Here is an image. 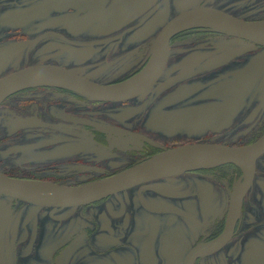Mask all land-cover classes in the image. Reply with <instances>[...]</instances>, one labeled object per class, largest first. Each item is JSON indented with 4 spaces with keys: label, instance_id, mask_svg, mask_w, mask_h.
I'll return each instance as SVG.
<instances>
[{
    "label": "flooded vegetation",
    "instance_id": "obj_1",
    "mask_svg": "<svg viewBox=\"0 0 264 264\" xmlns=\"http://www.w3.org/2000/svg\"><path fill=\"white\" fill-rule=\"evenodd\" d=\"M214 1L0 0V31L18 48L21 41L50 39L43 61L111 84L146 67L159 31L181 11L213 7L234 15ZM54 2L61 6L60 18L54 17ZM41 4L46 14L37 27L34 14ZM9 11L13 18L3 21ZM34 28L45 34L29 37L41 33L28 32ZM196 29L170 38L164 71L132 98L100 100L58 86H33L7 96L0 103V148L12 145L2 152L0 172L74 188L114 177L176 146L256 142L264 135V103L257 89L241 94V88L254 85L258 73L264 75L263 45L227 37L239 42L241 50L231 61L223 53L228 45L190 48V60L176 62L173 84L163 81L169 57L181 55L171 54L176 43H209V35ZM215 56L221 58L217 63ZM197 66L203 69L182 70ZM233 81L240 85V101H234ZM155 105L171 117L151 115ZM110 108L114 112L108 113ZM9 116L11 128L5 123ZM245 173L234 163L186 170L72 206L41 205L0 193V205L22 217L16 233L0 230V264H264V152L255 160L248 185ZM235 192L242 195L232 216ZM225 231L228 238L209 248ZM9 236L14 251L3 252Z\"/></svg>",
    "mask_w": 264,
    "mask_h": 264
},
{
    "label": "water",
    "instance_id": "obj_2",
    "mask_svg": "<svg viewBox=\"0 0 264 264\" xmlns=\"http://www.w3.org/2000/svg\"><path fill=\"white\" fill-rule=\"evenodd\" d=\"M196 21L208 23L191 25ZM191 26L209 27L264 46V21H246L213 7H193L181 11L166 22L154 40L150 61L143 70L131 78L118 83L105 84L88 79L75 70L61 65L38 63L20 68L0 78V103L17 90L28 86L48 85L51 81H59L64 87L100 100L122 101L140 95L154 84L164 70L170 38L176 32ZM238 72L233 71V74ZM262 152H264V135L256 142L240 147L212 142L184 144L156 154L114 177L74 188L11 178L0 172V193L41 205L72 206L98 200L152 179L224 163H234L246 168L245 184L248 185L252 178L255 160ZM242 192H235L232 197L230 202L232 216L237 213L234 210L238 208ZM229 234L228 231L222 233L209 248L214 249L222 244Z\"/></svg>",
    "mask_w": 264,
    "mask_h": 264
},
{
    "label": "rangeland",
    "instance_id": "obj_3",
    "mask_svg": "<svg viewBox=\"0 0 264 264\" xmlns=\"http://www.w3.org/2000/svg\"><path fill=\"white\" fill-rule=\"evenodd\" d=\"M214 3L217 6L224 7L225 10L236 15L237 17H239V18L241 17V19L250 18L253 20L255 19V20L264 21V0H216V1H214ZM235 4H239V5L233 6ZM60 7L61 6L58 2L53 3L54 17L55 16L57 18L61 17V15H60L61 8ZM19 13L21 16H26L27 12L25 11V9H21ZM45 14L46 13H45V9H44L43 4L36 7L34 15L36 17L37 27L41 26V24H42L41 22L44 21ZM8 18H13L11 11L5 13V15L2 17V20L5 21ZM190 28H200V29H196V31L203 32V34H205V35H209L206 38L209 39L210 41H209V43H206V44H201V43L196 44V46H194L193 44H190L189 42H183V43H180L181 44L180 47L178 46L179 44L176 43V46L173 47L171 50V54L174 55V54L180 53L181 55L178 58H175V56H172V55L169 57L170 65L165 69L167 74L163 78L164 82H170V83H165L167 85L173 84V78L171 77V74L175 69V65H176L177 60L183 59L181 61V65L185 61L188 62L190 60L191 56L186 57V53H188L187 50L190 48L207 46V47H214V48L219 47V48L225 49V46L228 45L229 48H228L227 52L224 51L223 53L226 54V56L230 59V61L236 55L237 51H239L241 53L240 47L238 48L239 42H237L236 40H233V39H229L230 37H234V36L227 35L225 33H222L220 31H217L215 29L205 27V26H191V27H187L186 29H190ZM40 31H41L40 34H31V35H29V37L35 36V35H44L45 30L40 29V28H34L32 30H28V32H30V33H34V32L39 33ZM89 31H94V30L92 28H90ZM210 32L212 34L211 36H210ZM3 34H4V32L0 31V78L3 77L4 75L8 74V73H11L15 70H18L20 68H23V67H26L29 65L38 64V63H46L45 61H43L46 58L44 48H45V45L48 43V40H50V39H47V40L39 39L36 43H33V42L28 43L25 41H21V42L17 43V44H19V48H18L16 46V44H13V40H9L5 37H1ZM227 37H229L228 38L229 42L227 41ZM55 39L56 38H54V39L52 38L53 41H58V44L62 43L61 40H55ZM58 46L60 47V45H58ZM54 49H56V48H54ZM218 59H221V58L219 56H215L212 61L217 63L220 61ZM233 64H235L234 60L230 63V65H233ZM201 69H203V66H197V67H192V68L185 67L182 70L183 71L189 70V72H191V71L201 70ZM214 75H215V73L210 74L208 77L200 78L199 80L205 81ZM184 77H186V75L181 77V78H184ZM100 79H102V78H100ZM229 79H236V78L231 77ZM194 80H196V78ZM99 81H103V80H99ZM187 84L188 83H183V85H187ZM190 84L196 85V84H198V82H195V83L191 82ZM253 84L254 85H250V86L244 85L243 88H241V94L250 93L251 92L250 88L253 87V91L255 89H257L260 92V95L262 97V102L264 103V75L261 73H258ZM230 85H232V88L237 93L234 101H240V99H239V95H240L239 83L237 81H233ZM37 86H52V85H37ZM29 87H33V86L24 87L20 90H23V89L29 88ZM20 90H18V91H20ZM126 108H132V107H126ZM161 108H162V105L159 108L157 105H155L151 110L152 111L151 115L156 114L158 112L157 115H161L162 118H165V119L170 118L171 114L169 112L161 110ZM107 112L108 113L114 112V108L108 109ZM159 112H161L162 114H160ZM8 118H9L8 122H5V123H8V127L11 128L14 125V120L10 116ZM153 119H155V118H153ZM105 121H108V119H106ZM11 145H12V143L10 142V143H7L3 149L0 148V150H1L0 151V166H3L2 162H1L2 152ZM170 183L172 185H174V183H172V182H170ZM185 188H186V186H184V189ZM1 208H4V207L0 205V209ZM7 208L9 210V207L4 208L5 212L3 213L2 217L0 216V221L4 222V223H0V230L5 229V231L3 233H11V234L16 233L17 232L16 226H19V223H20V220L22 219V217H20L19 213L14 214V213H12L11 210L8 211ZM54 235L55 234H52L51 236H54ZM100 238H102V237H100ZM108 239H109V237H108ZM5 240H6V237H5ZM14 248H15V240L9 236V244L4 246L3 252H5V251L12 252V251H14Z\"/></svg>",
    "mask_w": 264,
    "mask_h": 264
},
{
    "label": "bare ground",
    "instance_id": "obj_4",
    "mask_svg": "<svg viewBox=\"0 0 264 264\" xmlns=\"http://www.w3.org/2000/svg\"><path fill=\"white\" fill-rule=\"evenodd\" d=\"M201 23L207 24L208 22H206V21H196V22L191 23V25H194V24L196 25V24H201ZM48 85L64 87V85L62 83H60L59 81H51L50 84H48ZM241 168H243V167H241ZM243 170H244V172L247 171L246 168H243Z\"/></svg>",
    "mask_w": 264,
    "mask_h": 264
}]
</instances>
